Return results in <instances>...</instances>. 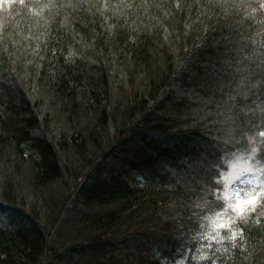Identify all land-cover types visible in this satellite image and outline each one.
Here are the masks:
<instances>
[{
	"label": "trees",
	"instance_id": "trees-1",
	"mask_svg": "<svg viewBox=\"0 0 264 264\" xmlns=\"http://www.w3.org/2000/svg\"><path fill=\"white\" fill-rule=\"evenodd\" d=\"M256 4L0 6V208L12 215L0 227V264H181L199 244L207 212L199 186L217 185V155L257 139L264 156V8ZM117 64L139 86L123 106L108 82ZM49 100L54 114L37 103ZM228 128L234 147L223 138ZM107 133V149L90 158ZM172 171L184 172L185 187ZM50 219L69 244L52 247ZM240 226L212 264H264V215Z\"/></svg>",
	"mask_w": 264,
	"mask_h": 264
},
{
	"label": "rangeland",
	"instance_id": "rangeland-1",
	"mask_svg": "<svg viewBox=\"0 0 264 264\" xmlns=\"http://www.w3.org/2000/svg\"><path fill=\"white\" fill-rule=\"evenodd\" d=\"M250 1L254 4L257 3L256 5H262V7L264 8V0ZM94 58L96 59L97 57L95 56ZM131 75V70L121 71V66L118 64L117 68L111 71V77L109 76L108 82L112 91V102L121 103L122 106L124 105L125 101H128L129 104L132 103L137 90H139V86L134 84L133 79L130 78ZM19 76L23 78L20 73ZM37 96L40 99H46V94L43 90H41ZM37 103L39 105L41 104L43 109H45L46 104L49 110L54 114V110L52 109V101L49 100L47 103H45V101H38ZM49 105L51 106L49 107ZM92 119L93 116H89L83 119V121L79 122L82 124V126L86 127V125L91 123ZM224 119H226V117H224ZM63 127L66 129V126L63 125ZM228 129L229 131L225 133L223 138L225 142H230L229 145L234 147L233 144L237 142L238 139L235 138V134H232L234 133V131H230L231 128ZM109 135L110 134L107 133L105 135V139ZM261 137L262 141L264 136ZM107 141L108 138L102 145H100V147H98L101 149L100 151L97 148L92 149L90 152V158H94L96 155H98V153L101 152L103 148L104 150L107 149V147L109 146L108 144L111 143H105ZM253 145V148H249L244 151H241L240 149H237V151L233 152H230L229 150H222V152L217 155L216 161L218 166L214 168L217 169V177L215 176L216 180L218 181L217 185L203 182L199 186L204 199H207V201L205 202V209L207 212H205V216L198 234L199 244L197 242L198 245L193 247V250H190L189 252L182 255V260H180L181 264H204L207 261L209 262V264H212L215 257L217 256V253H219V250L224 243H226L227 241L233 242L238 239L240 233L239 231L241 228L240 225L243 221L250 220L252 217H254V215H264V197H258L254 206L245 204V212L243 216L238 215V213L232 207H229L230 204L235 205L238 203V201H247L249 197L246 196V192L251 191V189L255 187L256 184L264 181V171H261V169H264V156L262 153L263 147L260 145V142L257 139L253 140ZM253 149H255V152L253 151ZM253 156L254 159H252ZM249 168L251 169V171L247 170ZM83 170L84 168L81 169L80 172H82ZM257 172H259V175L255 174ZM172 173L174 175H172ZM172 173L171 175L172 177L175 176L174 179L177 182V185H179L180 187H185L187 185L189 180L185 178L184 172L172 171ZM78 174L79 172L77 173V175ZM246 181H255V184L245 183ZM76 182L77 181L74 180V177L69 178V176H67V181L65 183L66 188H69L67 186L74 187ZM189 189L192 188L189 187ZM258 191L259 189L257 188V192ZM226 193L231 197L230 199H224ZM214 196H218L217 202L214 200ZM61 198L64 197L62 196ZM212 198L213 200L209 201V199ZM60 204L62 206V203ZM61 206H59L60 208L58 209L59 213L61 210ZM252 207H254V211L251 210ZM226 208L227 214L220 215V213L224 212ZM62 210L59 216L63 214ZM11 217L12 215L10 211H8L6 208H0V227L7 226ZM259 217L262 218V216ZM214 220L217 222V224L229 221L231 222L227 227L220 228L213 224ZM46 227L47 229H51L50 235L52 238V247L61 246L63 245V242H65L64 245L69 244L68 240H66L67 235L65 231L62 230V228L55 227L54 230H52L53 223H51V219L47 221ZM233 233H235V238H233Z\"/></svg>",
	"mask_w": 264,
	"mask_h": 264
},
{
	"label": "snow or ice",
	"instance_id": "snow-or-ice-1",
	"mask_svg": "<svg viewBox=\"0 0 264 264\" xmlns=\"http://www.w3.org/2000/svg\"><path fill=\"white\" fill-rule=\"evenodd\" d=\"M15 2H16V0H0V6H3L5 4L11 5ZM19 3L23 4L24 0H19ZM260 135L264 136V132H261ZM253 151L255 152V149H253ZM256 200H257V197L255 195H253L247 201H238V203L236 205H234L233 209L238 213V215L243 216L244 212H245L244 205L247 204L250 206H254L256 203ZM251 210L254 211V207H252ZM230 222L231 221L217 224V222L214 220L213 224L217 227L224 228V227H227Z\"/></svg>",
	"mask_w": 264,
	"mask_h": 264
},
{
	"label": "clouds",
	"instance_id": "clouds-1",
	"mask_svg": "<svg viewBox=\"0 0 264 264\" xmlns=\"http://www.w3.org/2000/svg\"><path fill=\"white\" fill-rule=\"evenodd\" d=\"M5 11H7V8H5ZM254 159V156L252 157ZM248 171H251V169H247ZM261 171H264V169H261ZM256 175H259V172L255 173ZM245 183L248 184H255V181H246ZM257 188L259 191L257 192ZM255 195L257 198L258 197H264V181H261L259 184H256L255 187L251 189V191L246 192L247 197H252ZM231 197L226 193L224 196V199H230ZM236 205V204H235ZM229 207H234L233 204H230ZM227 214V208L224 210V212L220 213V215H226ZM233 238H235V233L233 234Z\"/></svg>",
	"mask_w": 264,
	"mask_h": 264
}]
</instances>
